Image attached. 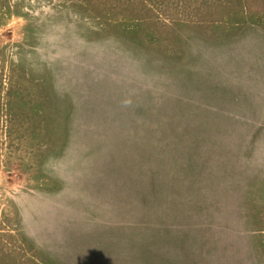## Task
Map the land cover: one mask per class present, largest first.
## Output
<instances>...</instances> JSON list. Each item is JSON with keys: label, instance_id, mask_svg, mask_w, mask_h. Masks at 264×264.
<instances>
[{"label": "rangeland", "instance_id": "obj_1", "mask_svg": "<svg viewBox=\"0 0 264 264\" xmlns=\"http://www.w3.org/2000/svg\"><path fill=\"white\" fill-rule=\"evenodd\" d=\"M0 264H264V0H0Z\"/></svg>", "mask_w": 264, "mask_h": 264}]
</instances>
